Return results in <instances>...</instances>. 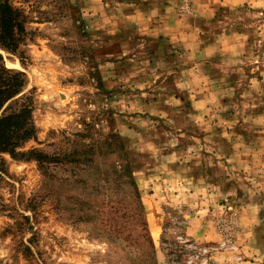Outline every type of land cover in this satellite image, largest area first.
Instances as JSON below:
<instances>
[{
    "label": "rangeland",
    "instance_id": "374dc122",
    "mask_svg": "<svg viewBox=\"0 0 264 264\" xmlns=\"http://www.w3.org/2000/svg\"><path fill=\"white\" fill-rule=\"evenodd\" d=\"M2 3L60 159L0 154V264H264V0Z\"/></svg>",
    "mask_w": 264,
    "mask_h": 264
},
{
    "label": "trees",
    "instance_id": "16d2710c",
    "mask_svg": "<svg viewBox=\"0 0 264 264\" xmlns=\"http://www.w3.org/2000/svg\"><path fill=\"white\" fill-rule=\"evenodd\" d=\"M19 18L20 14L7 3L0 4V48L9 52L16 50L20 38L19 33L23 32ZM24 86V75L6 69L0 56V110L10 102L0 115V154L6 153L13 158L33 157L40 164L44 163L46 159L59 162L60 158L55 156L47 158V155L35 150L28 153L16 152L17 148H20L23 143L35 135V128L31 120L32 108L27 101L28 98L25 97L20 101L16 99ZM118 148L123 151V145H118ZM122 157L124 159V155ZM64 158L68 159L66 156ZM120 172L117 177L124 178V184L131 188V197L135 203L134 211L138 213V216H141L142 206L139 202V193L133 180L132 171L128 165H125Z\"/></svg>",
    "mask_w": 264,
    "mask_h": 264
}]
</instances>
